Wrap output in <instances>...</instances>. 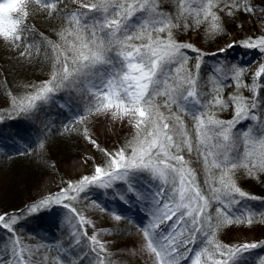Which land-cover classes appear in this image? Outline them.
Masks as SVG:
<instances>
[{"label":"snow or ice","instance_id":"obj_1","mask_svg":"<svg viewBox=\"0 0 264 264\" xmlns=\"http://www.w3.org/2000/svg\"><path fill=\"white\" fill-rule=\"evenodd\" d=\"M191 2L201 5V0ZM219 3L224 5L221 11L226 10L229 16L257 11L250 0H207L197 8H192L188 0H178L177 14L171 16L160 10L159 0H94L81 3L80 7L87 9L86 12L68 14L69 27L58 34L63 44L49 41L53 60L50 79L39 87L33 86L36 90L23 99L13 100V107L27 113L36 108L37 101H50L61 88L76 89L88 99L89 114L93 111L110 113L117 120L130 116L135 120L137 132L124 148L114 155L107 153L106 167L96 166L94 175L83 176L77 183H70L58 193L33 204L32 212L41 206L62 204L79 217L83 229L91 222L63 201L76 199L73 193H82L88 186L110 188L113 182L120 181L126 185V194L121 199L126 202L135 199L150 206V220L142 233L146 250L154 254L155 264H178L181 257L187 259L180 249L192 252L187 245H195L197 233L206 237L203 241L206 246L194 252L191 264H201L202 257H205V264L209 261L211 264H243V254L258 244L226 245L215 236L221 225L244 222L241 217L245 213L233 212V206L241 203L235 199V194L256 199L236 186L232 179L234 170L243 168L253 178L257 173H264V116L259 114L264 112L261 99L264 64L254 73L251 84L241 79L245 69L234 67L232 75L225 79L235 84L237 94L225 99L222 89L230 85L214 81L209 93L198 90L201 63L198 59L194 74L186 67L189 58L182 51L197 49L173 38V29L190 26L174 20L192 16L195 23L200 24L203 22L201 13L205 19L210 16L211 28L219 31V17L212 11ZM29 4H35L49 15L57 11V4L50 0L0 3V38L21 48L20 55L24 57L32 55V46L23 43ZM13 12L19 13L18 19L11 17ZM137 13L141 15L136 16ZM134 16L136 20L132 21ZM161 33L166 36L162 38ZM242 46L264 52V36L250 38ZM241 88H247L251 97L239 93ZM229 107L234 110L231 120L217 118L215 109ZM162 108L167 109V115ZM183 115L191 116L195 122V142L184 125ZM80 119L83 121L84 117ZM246 120L256 125L233 131L237 124ZM88 139L96 145L95 140ZM241 141L243 152L239 150ZM185 150L203 159L207 173L204 183L210 186L212 199L223 205L215 209V223L208 211L211 201L201 191L195 171L182 154ZM213 170H217L218 175ZM142 173L148 174L155 191L152 187L145 186L141 190L137 186ZM252 215L247 213L249 225L253 222ZM115 219L119 221L121 216L115 215ZM16 223L17 220L7 213L0 214V229L10 233L12 240L11 247L5 245L0 251V264H29L31 261V250L25 249L16 237ZM184 231L190 236L179 240L178 235ZM83 234L89 239L95 264H105V257L101 255L107 251L105 242L95 234L89 236L86 229ZM75 243L79 244L80 240L76 239ZM217 254L221 259L215 258Z\"/></svg>","mask_w":264,"mask_h":264},{"label":"rangeland","instance_id":"obj_2","mask_svg":"<svg viewBox=\"0 0 264 264\" xmlns=\"http://www.w3.org/2000/svg\"><path fill=\"white\" fill-rule=\"evenodd\" d=\"M3 2L5 0H0V3ZM206 2L207 0H201L199 6ZM81 3L83 2L77 3L75 11L82 12L84 10L80 7ZM250 3L257 11L251 14L245 13L244 16L239 18V24L243 29L232 31L234 32L232 36L224 40L219 48L214 50L202 49L195 34L191 38L178 42L190 44L197 49V51L182 50L189 58L188 64L191 62L196 64L198 59L201 63L197 76V86L198 81L207 72L225 80V76L230 77L232 75L234 67H243L245 71L242 77L249 74L253 80L254 73L259 70L261 64H264V52H261L258 48L242 46L250 38L258 39L264 36V0H250ZM10 15L13 19L19 18L17 12ZM140 15L141 13L136 14V16ZM136 16L132 18V21L136 20ZM216 32L213 33L216 34ZM211 39H215V37ZM4 41L0 38V44ZM230 45L231 47H229ZM228 59L234 63L229 65ZM44 103L46 108L42 111H44L43 115L47 119H40V133L48 132L49 128L58 120V115L63 114V112L67 115V118L70 117L71 119L78 118L82 113L89 115V119H92L93 116H99L94 123V133L86 135L82 142L81 157L64 163L62 169H57L55 174L47 175L42 183L32 182L20 186V179L14 174L11 176V174L0 173V204L7 203L11 197L16 200L23 199L32 190L35 196L25 200L24 205L21 206L22 208L7 212L9 217L17 220L15 226H18L20 230L15 233L20 244L25 249L31 250L29 264H32V262L34 264H95L96 257L90 251L89 239L83 234L84 229L87 230L89 236L95 234L101 242H105L107 251L101 254L105 257V264H155L154 254L146 250V241L142 233V229L150 220V206H145L143 202H138L135 199L130 202L121 199V196L126 194V185L123 182L115 181L110 188L88 186L82 193H73V195H76V199L63 201V203H69L72 207H75L86 220L91 222L84 225L83 229L79 217L73 214L70 209L64 208L62 204L41 206L36 212L31 211L33 204L58 193L60 189L66 188L70 183H77L83 176L94 175L90 160L96 162L97 154L102 158L101 165L106 167L109 161L107 153L114 155L123 148L122 143L133 140L137 132L135 120L130 116L117 120L113 119L110 113L97 114L93 111L89 114L88 99L84 93L76 89L61 88L50 101ZM37 106L36 103V108L31 110L32 113L37 110ZM248 121L237 124L236 129L241 130L242 124ZM34 125L35 121L22 117L17 113L0 116V153L20 148L30 140V137H36L37 139V131L34 130ZM189 134L193 137L190 131ZM88 137L95 140L98 147L92 144ZM193 141L195 142V138H193ZM182 154L190 162L189 167L195 171L196 180L198 181V158L195 152L190 155L187 151H184ZM77 160H81V163H78ZM193 163L195 164L192 165ZM47 184L50 185L48 189L45 188ZM137 186L141 190L145 186L152 187V190L155 191L153 182H150L147 173L140 174ZM36 187H38L37 191L34 190ZM202 192L211 201L208 211L213 217V223H215V209L223 207V205L212 199L210 189ZM244 192L249 197H255L256 199L242 198L235 194V199H239L241 203L233 206V212L238 213L241 210L246 211L248 209H254L257 212L259 207L264 208V194L256 195L247 191ZM4 213L6 212L0 214ZM115 215H120L121 219L117 221ZM9 222L11 223V221ZM73 233H76V236ZM189 236L190 233L184 231L178 235V239L184 240ZM10 237V233L0 229V251H3L5 245L11 247L12 240ZM76 239L80 240L79 244L75 243ZM205 239L206 237L197 233L195 245H187L188 248L193 249L192 252H188L184 248L180 249L183 256L188 258L181 257L178 264H191V261L195 258L194 252L206 246L203 242ZM215 239L222 244L235 246L245 242L257 243L258 247L243 254V264H253L252 259L259 258L260 254L258 253L264 249V235H258L255 231L239 230L234 233L231 229L223 228L216 233ZM208 247L211 250V246ZM215 258L221 259L218 254ZM261 260L262 262L260 261L259 264H264V254H262ZM201 264H205V257L201 258ZM207 264H211V262L209 261Z\"/></svg>","mask_w":264,"mask_h":264},{"label":"trees","instance_id":"obj_3","mask_svg":"<svg viewBox=\"0 0 264 264\" xmlns=\"http://www.w3.org/2000/svg\"><path fill=\"white\" fill-rule=\"evenodd\" d=\"M57 4V11L49 15L46 11L38 9L35 4H29V17L26 21L27 31L23 34L25 39L24 44L31 45L32 55L30 57H24L20 55L21 48H15L8 41H4L0 44V116L19 114L22 117L28 118L35 121L34 130H36L37 139L29 138L24 145L20 148L0 153V173L14 174L20 179V186L28 185L29 183L36 182L40 184L44 178L49 174H55L57 169H62L64 163L71 162L74 159L81 157L82 142L86 135L94 133V123L97 116H93L89 119V115L82 113L76 119L67 118V115H58V120L51 126L46 133H40L41 127L39 126L40 119L45 118L42 111L46 108L44 101H37V110L32 113L20 112L13 107V100H21L28 94L33 93L36 87H39L44 82L48 81L52 71V52L49 41L54 42L58 45H62L59 37V33L65 28L69 27L67 24L68 14L74 12L78 2L91 3L94 0H51ZM192 8H197L199 5L192 3L188 0ZM160 10L163 12L175 16L178 10V0H159ZM224 8L223 3H219L217 7L213 8L212 11L219 17L220 30L215 33L211 29L212 20L209 16L207 19L204 18L203 13L200 15V19L203 21L200 24H196L192 16H188L187 19L181 17L178 20H174L175 23L184 24L188 23V28H177L173 29V38L177 42H181L184 39L191 38L194 34L196 35L197 42L200 43L202 49L214 50L220 47L222 42L232 36L234 32L239 31L243 28L239 24V18L244 16L245 13H237L235 16H229L226 14V10L221 11ZM87 10H82L86 12ZM161 37H165L166 33H161ZM215 37V39H211ZM72 39V37H69ZM140 43V41H135ZM37 49L39 51H37ZM229 65H232L230 59L227 60ZM194 62L187 64V68L191 69L193 73ZM190 67V68H189ZM245 83L251 84L252 79L249 74L241 78ZM214 81L222 83L225 86L222 89V95L225 99L230 95L237 94V89L234 83L229 80L221 79L217 75H213L207 72L206 75L201 77L198 81V90H202L205 93H209V90L213 88ZM239 93L246 97H251L252 93L247 88L239 89ZM261 99L264 100V92L261 94ZM162 111L167 115V109L162 108ZM41 111V112H40ZM175 111V106H173ZM217 118L227 121L231 120L234 115L233 108L229 107L225 110L215 109ZM264 116V112L259 113ZM62 116V117H61ZM80 117H84L83 121ZM60 118V119H59ZM65 118V119H64ZM184 125L188 131L191 132L193 138H195L194 121L191 116L183 115ZM255 126L256 122L249 120L242 124V129H246L248 126ZM87 129V131H85ZM238 129H234L235 132ZM131 141V140H130ZM129 142H124L123 148L128 145ZM43 145V147H41ZM243 142H240L239 150L243 152ZM130 151V150H129ZM186 151V150H185ZM102 158L97 154L96 162L91 161V169L94 173L96 166H101ZM193 163L192 165H194ZM197 165V163H196ZM198 183L200 184L202 191L210 189L208 184L204 181L207 178V173L204 169L203 159H198ZM56 171V172H55ZM218 175L217 170H213ZM232 178L235 184L240 189L256 194H264V173H257L256 177H250L246 174L243 168H238L232 173ZM18 186V185H17ZM40 186V185H38ZM218 186V185H216ZM38 187H36L37 191ZM33 190L29 191L25 198L10 200L5 204H0V213L8 212L10 210L22 208L25 200L34 198ZM245 213L246 215L241 217L244 221L242 223L224 224L216 229V233L221 229H231V231L246 230L255 231L258 235H264V208L259 207V211L254 209H248L246 211L241 210L238 213ZM247 213H253L251 216L252 224H247ZM10 221V220H9ZM10 223V222H9ZM15 232L17 233L20 228L14 226ZM216 237V236H215ZM259 258L255 257L253 264H259L264 249L260 251ZM264 261V260H263Z\"/></svg>","mask_w":264,"mask_h":264},{"label":"bare ground","instance_id":"obj_4","mask_svg":"<svg viewBox=\"0 0 264 264\" xmlns=\"http://www.w3.org/2000/svg\"><path fill=\"white\" fill-rule=\"evenodd\" d=\"M77 162H78V163H81V160H77ZM49 187H50V185L47 184L45 188L48 189Z\"/></svg>","mask_w":264,"mask_h":264}]
</instances>
